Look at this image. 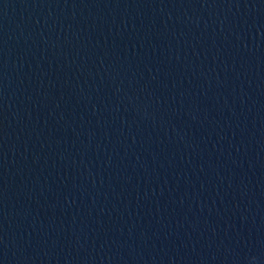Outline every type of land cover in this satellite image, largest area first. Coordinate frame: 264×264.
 <instances>
[{"label":"water","instance_id":"obj_1","mask_svg":"<svg viewBox=\"0 0 264 264\" xmlns=\"http://www.w3.org/2000/svg\"><path fill=\"white\" fill-rule=\"evenodd\" d=\"M0 264H264V0H0Z\"/></svg>","mask_w":264,"mask_h":264}]
</instances>
